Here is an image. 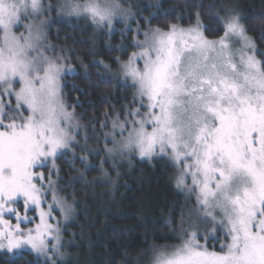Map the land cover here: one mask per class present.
<instances>
[{
  "label": "snow or ice",
  "instance_id": "6c2138e0",
  "mask_svg": "<svg viewBox=\"0 0 264 264\" xmlns=\"http://www.w3.org/2000/svg\"><path fill=\"white\" fill-rule=\"evenodd\" d=\"M120 9L118 0H61L58 8L44 0H0V250L30 249L45 257L44 264H55L60 227L50 222L53 205L43 210L46 190L42 193L43 183L37 187L38 180H48L54 205L66 219L72 210L51 179L60 171L55 160L79 128L62 95L61 81L72 69L64 57L45 54L50 50L44 43L46 14L83 17L98 28L106 23L111 32ZM240 21L232 14L218 18L223 34L214 40L204 35L199 13L188 27H149L143 40L134 38L138 50L127 61L117 58L137 91L112 119L105 141L111 136L113 147L105 150L121 156L137 151L149 160L169 157L179 169L177 188L189 199L195 196L197 205L196 230L183 227L191 226L192 216L187 222L182 218L181 243L154 245L152 264H264V59H257ZM17 28L24 31L17 35ZM50 158L46 178L35 169ZM80 159L87 168V156ZM20 199L23 216L14 206ZM29 211L37 212L39 222L24 227L36 219ZM201 224L211 225V232L204 228V244L198 240ZM221 227L228 242L210 250L207 240Z\"/></svg>",
  "mask_w": 264,
  "mask_h": 264
},
{
  "label": "trees",
  "instance_id": "16d2710c",
  "mask_svg": "<svg viewBox=\"0 0 264 264\" xmlns=\"http://www.w3.org/2000/svg\"><path fill=\"white\" fill-rule=\"evenodd\" d=\"M126 5L134 15L132 25L146 30L149 27L167 29L170 23L189 26L196 22L199 13L200 23L204 25V34L209 38H218L223 34L217 19L224 16L222 6H235L242 12V24L257 48V56L264 59V0H118ZM180 17V19H178ZM50 29V39L66 50L71 58L80 59L87 71L78 70L64 75L62 95L65 105L71 109L83 123L95 125L101 134V123L111 120L117 112L122 113L125 105L133 98V87L104 76L100 66L91 64L100 59L112 62L116 57H128L132 50V30L126 35L114 34L110 40L127 41L129 47L123 52L104 47L103 41L95 37L84 24H71L58 21ZM105 42V41H104ZM122 117V115H121ZM64 157L57 162L61 165L65 181L77 176L73 168L64 164ZM107 171L113 176L109 169ZM103 171V169H102ZM121 176L116 178V189L112 191L118 205L109 209L93 205L86 211H79L73 228L81 231L80 244L74 248L73 256L79 252L78 261H66L59 264H130L155 244L175 243L181 211L184 209V194L175 182V168L164 157L151 160L132 159L128 166L120 167ZM100 170L92 169L78 183L69 188L77 194L86 195L96 192V201H106L107 184L85 185L92 182L93 176ZM104 172V171H103ZM114 184L112 183L111 188ZM119 185V186H118ZM118 186V187H117ZM79 190V191H78ZM81 225V228H79ZM176 229V231H173ZM73 249V248H72ZM0 264H44L31 253L9 257L0 252Z\"/></svg>",
  "mask_w": 264,
  "mask_h": 264
},
{
  "label": "rangeland",
  "instance_id": "374dc122",
  "mask_svg": "<svg viewBox=\"0 0 264 264\" xmlns=\"http://www.w3.org/2000/svg\"><path fill=\"white\" fill-rule=\"evenodd\" d=\"M61 2V0H44V3L47 5L48 3H51L55 6V8L59 7V3ZM120 3V2H119ZM121 5V9H120V15H118L116 18H114L113 20V27L111 32H109V28L107 26V24L105 23V26L103 28H98L96 25L92 24V22L89 19H85L83 17L77 18L75 16H68L65 14H60L57 10H53L50 13L46 14L47 19L49 20V23L47 24V26L44 29V33L46 36V40L44 41L45 45L50 46V50L47 51L45 54L48 56H62L64 57V63L66 64L67 68H71L72 71L71 72H66V74L71 75L76 73L78 70H82L83 72L87 71V66L84 65V63L81 62L80 59H73L69 56L68 52L62 48H59L55 42H53L50 39L49 33H50V29L52 27H54L55 23H59L58 21H63V22H70L71 24H75L78 22V24L82 25L84 24L85 27L90 28V30L92 31L93 35L95 37H99V40L103 41L104 43V47L108 48V49H116L119 52H123L125 50L128 49L129 45L131 44L132 46V50L129 52L128 57L126 59H122L120 56L116 57L114 62L115 64H112V62H106L100 59H95L92 60L91 64H97L100 67V70H102L104 76H106L107 78H110L112 80L121 82L123 84H127L133 87V95L134 96L136 94V87L133 86V83L131 81V79H127L125 80L124 76L122 75V73L120 72V63H118L117 58H119V62H124L127 61L129 56L131 55V53L133 51H137L138 49H136L133 44H134V38L135 39H139V40H143L144 39V35L143 33L148 30V28L146 30H142L140 29L137 25H132V21L135 20V15L134 13L128 9V7L126 5H123L122 3H120ZM221 11L224 14V16L228 15V14H232V15H239L242 18L243 12L239 9L236 8L235 6H222L221 7ZM222 16V17H224ZM242 24V21H240ZM196 23V22H195ZM194 23V24H195ZM192 24V25H194ZM243 25V24H242ZM190 26V25H189ZM182 27H188V26H182ZM139 28V31H137V29ZM155 28V27H152ZM128 30H132V35L133 38L130 41V44L127 41H123L124 37H120V41L116 42L113 40H110V38L118 33L120 36L122 35H126L128 33ZM167 30V29H164ZM16 34H20V32H23L24 29L23 28H17L16 30ZM26 34V33H25ZM205 35V34H204ZM246 35H248L246 33ZM206 36V35H205ZM249 36V35H248ZM207 37V36H206ZM209 40H214L213 38H209L207 37ZM219 38V37H218ZM215 38V39H218ZM105 41V42H104ZM129 44V45H128ZM237 47H239L240 45L237 44ZM251 50H249L250 52ZM257 59H260L257 56ZM140 66H143V62L140 61ZM105 65L108 66V68H105ZM65 74V75H66ZM61 85H62V81H61ZM20 88V85L17 84L16 85V90L18 91ZM4 102L7 103L8 102V98L4 97ZM12 103L13 105L15 104V97L13 96L12 98ZM136 105H133V107H135ZM67 111L69 112H73L71 109H69L67 106ZM143 111V109H142ZM74 113V112H73ZM74 121L73 123L78 124L79 128L76 130L75 133V139L73 141H71V145L68 149L64 150V154L58 156V158L55 160V167L59 168V173H53V175L51 176L52 181H58L57 184V195L59 198L63 199L66 204L71 205L72 206V210L70 215L68 216V218L66 219L64 214L61 212L60 207L55 206L53 199H52V191L50 189H47V185H48V180L45 179L43 181H37V187H40V184L43 183L44 184V189H42V193H46L42 195V207L44 211H48L49 209V205H53L54 210L52 211V217L53 219H51V223L53 225H59L60 227V246H59V252L53 254L54 255V261L55 264H59L62 262H66V261H78L80 259V255L79 252H77V246L80 244L81 240V231L79 229H75L73 228V225L75 224H79L77 222L78 220V216H79V211H86L87 207L91 205L96 204L97 206L100 207H105L107 209L118 205L116 203V198L113 196L112 191L117 190L116 189V183L115 180L116 178L121 176V172L120 167H124V166H128L129 161H131L132 159H140V160H149L147 158L141 159L138 152L137 151H133L131 153L125 152L123 156L119 155V154H109L105 148H111L113 147L112 144V140H111V136L108 137L107 143L105 141V133H111L112 132V118L111 120L108 121H104L107 123V127L101 128V134L99 132H96V128L95 125L92 124V126L90 125H86L85 123H83L81 121V119L74 113ZM121 119H123V116L120 117ZM118 132V130H117ZM126 135V133H125ZM117 139H120L119 135H117ZM83 156H87V163L88 166L87 168H85V164L83 161H81V157ZM160 156V155H157ZM154 156V157H157ZM60 157H64V164L66 166H68L69 168H73L74 170H72L73 173H77V176L71 179H69L68 181H65V177H63V173L61 171L62 167L60 164H58L57 160ZM153 157V158H154ZM175 168V177H174V182L176 184V176L179 174V169L177 168V166L174 164V162L169 159V157L164 156ZM103 160V167L101 168V161ZM109 164V169L111 170V173L113 174V176L110 175L109 171H107V166L105 164ZM53 167V161L51 160V158L49 159V161L47 162V166L46 167H42V168H36L35 171L38 174H43L44 177H48L49 176V170ZM92 169L100 170L99 174H96L95 176H93V180L91 182H84L85 185H91V187H94L93 184H107L108 188L105 189V191L107 192V197H106V201H101V202H97L96 201V192L95 191H88V193L86 195H81L77 194L76 190H73V188H69V186L71 185V183L76 182L78 183L79 180H81L82 178H85V175L91 171ZM107 172V176L104 175V172ZM78 181V182H77ZM189 184L191 183V178H188L187 181ZM112 183L114 184L111 188ZM119 186V185H118ZM117 186V187H118ZM181 190V189H180ZM79 191V190H78ZM184 194V209L181 211V213H183V219L187 222L189 220V216H192V222H191V226L190 223H185L183 225L184 228H186L188 230L189 233H191V231L196 230V224H195V220L197 217V212H196V200H195V196H192L191 199H189V194L187 193V191H182ZM15 207H17V209L19 210L20 214L23 216L24 215V206H23V199H20V202L17 205H14ZM28 216L29 217H36V219L34 220L33 224L30 225H25L24 227H33L35 223L39 222V217L37 215L36 211H29L28 212ZM6 219L8 218V216L5 217ZM219 220V217H218ZM11 222L13 224H15V216L13 215L11 217ZM207 227L209 229V232H211V225H199V229H200V233L198 236V240L201 244L205 243L204 240V228ZM81 228V225L80 227ZM179 228H180V223L178 224V228H177V235L179 236ZM225 231L224 229L221 227L220 231L218 233H215L214 236L215 238H210L207 240V245L209 247L210 250H213V247L215 250H219L220 246L222 243H227L228 241L225 240ZM186 238V237H185ZM181 243V238L179 236V240L175 243H163V244H155V245H168V246H172V245H178ZM154 246V245H153ZM153 246L147 250L145 253H143L140 257L136 258L132 263L130 264H152V259L154 256V251H153ZM73 248V249H72ZM74 248L77 250L76 251V255L73 256V250ZM1 253L12 257V256H16V255H20L23 253H31L34 255L35 258L39 259L41 262L44 263L45 257L43 256H37L35 253H33L30 249L27 250H22V251H14V252H8L7 249H3L0 250ZM49 264H53L52 261H49Z\"/></svg>",
  "mask_w": 264,
  "mask_h": 264
}]
</instances>
